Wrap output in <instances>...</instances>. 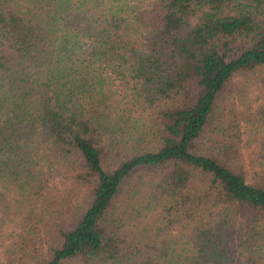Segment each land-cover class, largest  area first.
I'll return each instance as SVG.
<instances>
[{"label":"trees","instance_id":"trees-1","mask_svg":"<svg viewBox=\"0 0 264 264\" xmlns=\"http://www.w3.org/2000/svg\"><path fill=\"white\" fill-rule=\"evenodd\" d=\"M0 264H264V0H0Z\"/></svg>","mask_w":264,"mask_h":264}]
</instances>
